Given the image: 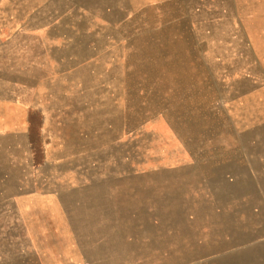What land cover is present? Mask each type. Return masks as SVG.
<instances>
[{"label":"rangeland","instance_id":"rangeland-1","mask_svg":"<svg viewBox=\"0 0 264 264\" xmlns=\"http://www.w3.org/2000/svg\"><path fill=\"white\" fill-rule=\"evenodd\" d=\"M0 264H264V0H0Z\"/></svg>","mask_w":264,"mask_h":264}]
</instances>
